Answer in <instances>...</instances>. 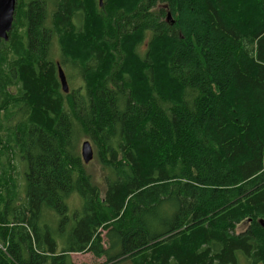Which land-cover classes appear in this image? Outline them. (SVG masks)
I'll return each instance as SVG.
<instances>
[{
    "label": "trees",
    "instance_id": "16d2710c",
    "mask_svg": "<svg viewBox=\"0 0 264 264\" xmlns=\"http://www.w3.org/2000/svg\"><path fill=\"white\" fill-rule=\"evenodd\" d=\"M1 116L0 264H264V0H17Z\"/></svg>",
    "mask_w": 264,
    "mask_h": 264
},
{
    "label": "rangeland",
    "instance_id": "374dc122",
    "mask_svg": "<svg viewBox=\"0 0 264 264\" xmlns=\"http://www.w3.org/2000/svg\"><path fill=\"white\" fill-rule=\"evenodd\" d=\"M70 73L72 74V76L74 75V72L72 70H69V74ZM0 118H1L0 122L3 125V116H1ZM3 132L6 133L5 131H3ZM87 140L88 139H83L80 142V144H79V153L80 154H81V152H80L81 145L84 141H87ZM88 141H90V140H88ZM91 144H92V142H91ZM92 146L94 149V159L88 164L84 163V165H85V169H86L87 173L91 175V177L94 179L95 183H97V185H99L101 187V190H103V172H102L101 164L98 160V150L93 144H92ZM15 162H16V165L21 170V166H20L18 159H16ZM69 203L71 205L72 210H75L80 205L82 206L81 200L75 196L73 197V199ZM43 221H44V223H49V222L54 223L53 229H54V231L57 230L56 223L58 221V218H54L50 214H45ZM246 229H247V224H242L241 226H239L237 228V232L241 233V232L245 231ZM102 237L104 240V244H107L106 231H104V230L102 231ZM71 257H72L73 262L75 264H103L105 262L104 258H97L92 253L72 254Z\"/></svg>",
    "mask_w": 264,
    "mask_h": 264
},
{
    "label": "water",
    "instance_id": "95a60500",
    "mask_svg": "<svg viewBox=\"0 0 264 264\" xmlns=\"http://www.w3.org/2000/svg\"><path fill=\"white\" fill-rule=\"evenodd\" d=\"M104 0H99V5L102 7ZM17 8V0H0V41H8L13 30L14 17ZM171 20V16H168ZM59 78L62 85V90L66 94L69 92V85L66 74L61 66H59ZM81 157L85 164L90 163L94 159V149L90 141H84L81 145ZM264 228V221H260Z\"/></svg>",
    "mask_w": 264,
    "mask_h": 264
},
{
    "label": "flooded vegetation",
    "instance_id": "af4514ba",
    "mask_svg": "<svg viewBox=\"0 0 264 264\" xmlns=\"http://www.w3.org/2000/svg\"><path fill=\"white\" fill-rule=\"evenodd\" d=\"M98 3H99V0H98ZM100 6V5H99Z\"/></svg>",
    "mask_w": 264,
    "mask_h": 264
}]
</instances>
